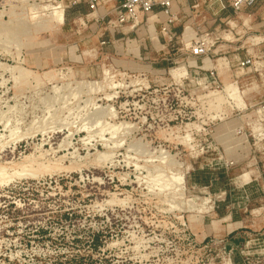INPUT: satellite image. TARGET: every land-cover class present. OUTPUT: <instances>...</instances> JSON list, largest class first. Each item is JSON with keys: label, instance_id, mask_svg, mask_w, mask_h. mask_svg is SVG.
<instances>
[{"label": "rangeland", "instance_id": "374dc122", "mask_svg": "<svg viewBox=\"0 0 264 264\" xmlns=\"http://www.w3.org/2000/svg\"><path fill=\"white\" fill-rule=\"evenodd\" d=\"M76 12L0 0V264H264V79L100 44Z\"/></svg>", "mask_w": 264, "mask_h": 264}, {"label": "crops", "instance_id": "0c3cea01", "mask_svg": "<svg viewBox=\"0 0 264 264\" xmlns=\"http://www.w3.org/2000/svg\"><path fill=\"white\" fill-rule=\"evenodd\" d=\"M58 1H66L69 6L72 0ZM122 1L105 0L95 12H90L87 0L72 6L77 9L76 19L83 20L82 22L87 20L85 25L100 44L113 42L114 45L118 43L125 45L132 41L140 50H148L147 55L150 52L159 53L169 48L173 49V54L187 50L189 56L183 60L191 65L200 64L199 67L206 73L216 70L223 83L232 81L253 85L260 82L258 75L262 80L264 79V60L252 59L256 54L259 57L264 56V5L245 7L236 12L230 6L226 9H221L218 5L209 7L202 3L203 0H171V12L177 19L169 26V31L164 32L162 27L169 17L162 11L163 6L160 4L155 6V13L144 19L136 28H132L129 24L118 28L109 25L108 20L116 19L117 8ZM198 1H201L200 6L194 8L193 5ZM227 24H230L231 28H242L247 37L244 39V34L237 36L239 33L231 30L234 36L225 37L224 34H229L224 28ZM257 29L263 32L256 38L252 33ZM203 31H212L219 35V38L213 43L207 55L195 56L191 52V45L196 36ZM247 59H250V62L242 64ZM245 73L249 75L244 76ZM249 98L253 105L259 106L264 101V81L259 90L254 89L250 92ZM252 124L250 123L252 137L263 141L264 144V133L261 134L264 127L261 128L259 123H256L253 128Z\"/></svg>", "mask_w": 264, "mask_h": 264}, {"label": "built area", "instance_id": "2783aa9c", "mask_svg": "<svg viewBox=\"0 0 264 264\" xmlns=\"http://www.w3.org/2000/svg\"><path fill=\"white\" fill-rule=\"evenodd\" d=\"M81 1L82 0H72L70 5H75ZM104 2L105 0H87V5L90 12H95L100 9L101 4ZM202 3L209 7L218 5L221 9H226L230 6L234 11L238 12L245 7L264 5V0H203ZM157 4L163 6L162 11L169 17L162 27L164 32H168L169 26L177 19V17L171 12V0H123L117 8L116 19L108 20V24L112 25L114 28H118L124 24H129L132 28H136L142 24L144 19H148L150 15L155 13V6ZM200 4L201 1H198L193 6L194 8H197ZM208 39L209 38L206 35H203L200 39L195 40L191 45L192 54L195 56L207 55L211 46ZM249 62L250 59H247L243 61L242 64ZM211 75H214L213 71H211ZM257 113V123H259L262 128L264 127V101L260 103Z\"/></svg>", "mask_w": 264, "mask_h": 264}, {"label": "bare ground", "instance_id": "6f19581e", "mask_svg": "<svg viewBox=\"0 0 264 264\" xmlns=\"http://www.w3.org/2000/svg\"><path fill=\"white\" fill-rule=\"evenodd\" d=\"M62 7V6H61ZM55 15L57 16V18L59 19V20H63L64 19V10L63 9H61L59 6H56L55 7ZM231 88V85H230V87H229V89Z\"/></svg>", "mask_w": 264, "mask_h": 264}]
</instances>
